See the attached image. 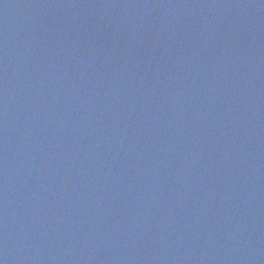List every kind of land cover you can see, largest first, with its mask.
Segmentation results:
<instances>
[{
  "label": "water",
  "instance_id": "water-1",
  "mask_svg": "<svg viewBox=\"0 0 264 264\" xmlns=\"http://www.w3.org/2000/svg\"><path fill=\"white\" fill-rule=\"evenodd\" d=\"M0 264H264V0H0Z\"/></svg>",
  "mask_w": 264,
  "mask_h": 264
}]
</instances>
